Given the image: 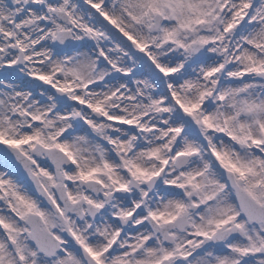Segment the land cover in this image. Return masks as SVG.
<instances>
[{"label": "snow or ice", "instance_id": "6c2138e0", "mask_svg": "<svg viewBox=\"0 0 264 264\" xmlns=\"http://www.w3.org/2000/svg\"><path fill=\"white\" fill-rule=\"evenodd\" d=\"M0 264H264V0H0Z\"/></svg>", "mask_w": 264, "mask_h": 264}]
</instances>
